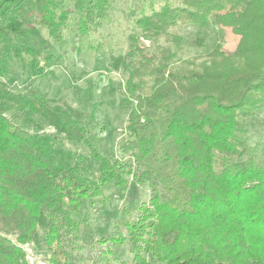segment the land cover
Listing matches in <instances>:
<instances>
[{
	"label": "trees",
	"instance_id": "16d2710c",
	"mask_svg": "<svg viewBox=\"0 0 264 264\" xmlns=\"http://www.w3.org/2000/svg\"><path fill=\"white\" fill-rule=\"evenodd\" d=\"M38 1L41 26L63 44L65 0ZM177 1L142 14L129 38L120 101L128 160L104 155L79 114L0 82V264H29L30 242L50 252V264H76L84 207L105 204L106 191L126 189L130 178L154 194L128 207L137 212L124 220L128 234L102 239L115 248L107 245L94 264H113L126 242L135 264H264V162L246 138L250 119L264 111V0ZM110 3L74 0L80 36L101 25ZM26 7L27 0H0V75L10 59L34 53L13 37ZM189 23L230 28L239 42L227 52L214 40L205 60L177 66L173 46L185 38L175 29ZM24 65L43 69L36 59ZM34 115L86 142L94 162L59 147L52 133L30 131Z\"/></svg>",
	"mask_w": 264,
	"mask_h": 264
},
{
	"label": "rangeland",
	"instance_id": "374dc122",
	"mask_svg": "<svg viewBox=\"0 0 264 264\" xmlns=\"http://www.w3.org/2000/svg\"><path fill=\"white\" fill-rule=\"evenodd\" d=\"M174 5L177 0H170ZM167 0H111L108 16L101 25L82 37L77 29L78 16L74 13V0H65L64 7L70 11L67 24L63 30L64 43L55 42L49 32L41 26V4L38 0H27L26 10L19 20L22 32L13 34L16 41L24 47H31L34 53H23L22 60L12 58L9 69L0 75V82L13 90L23 93H37L51 101L53 105L62 106L73 116L79 114L95 145L106 156L128 160L129 154L122 150L128 138L126 132L127 114L120 110L122 86L129 74L124 71L122 63L129 51L130 36L139 32L138 19L142 14L158 10ZM185 38L181 47L173 46L176 53L175 63L195 58L198 63L205 60L208 49L214 40L222 43L224 50L233 52L239 42V36L230 28L222 26L214 30L202 29L193 23L178 26L176 29ZM201 40L202 45L198 44ZM141 44L147 47L150 42L141 38ZM3 44L0 43V56ZM52 53V59L46 55ZM36 59L42 70L24 65ZM23 64V65H22ZM33 123L26 127L32 132H49L58 138L57 145L90 157L89 145L78 140L75 135L68 136L55 125L50 124L39 115L33 116ZM23 123V120H20ZM249 145L254 148L256 162H264V111L255 114L249 121L246 134ZM154 192L148 183H136L131 178L126 189L106 191L107 202L87 204L83 212L88 220L82 227L74 249L76 264H94L102 249L111 242L102 239L128 234L125 221L136 210L128 212L132 204L149 202ZM29 264H50V252L33 242L23 244ZM118 248L113 264H135L134 253L129 242ZM143 255L152 260L151 252ZM105 264V263H104ZM153 264H160L155 262Z\"/></svg>",
	"mask_w": 264,
	"mask_h": 264
}]
</instances>
